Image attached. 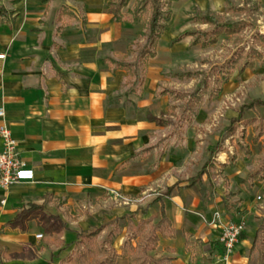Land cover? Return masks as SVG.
Returning a JSON list of instances; mask_svg holds the SVG:
<instances>
[{
	"label": "crops",
	"instance_id": "crops-1",
	"mask_svg": "<svg viewBox=\"0 0 264 264\" xmlns=\"http://www.w3.org/2000/svg\"><path fill=\"white\" fill-rule=\"evenodd\" d=\"M111 1L0 0V8L8 12L7 24L0 27V56H5L0 60V109L19 143L22 159L34 171L32 181L0 190V230L29 204L42 205L46 197L53 200L46 207L48 215L74 213V228L62 219L71 232H65L59 243H43L46 237L38 221L30 223L25 234L0 231V249L6 250L0 264H62L75 253L78 233L109 226L101 233L102 241L115 223L117 236L110 249L119 255L117 264H130L129 258L122 256V247L131 237L129 220L134 227L146 220L157 224L162 209L176 236L160 237L156 250L150 253L154 259L168 257L171 264H224L220 231L207 226L200 215L211 217L221 211L229 220L231 211L215 209L208 199L202 200L194 182L211 162L194 165L197 173L190 175V160L199 164L192 156L201 155L198 145L204 142L196 144L201 133L195 127L185 130L183 125L177 126L175 115L178 102L197 95L175 87L187 80L176 77L181 73L175 70V56L194 41L192 37L177 39L186 32L207 31L210 26L192 21L196 30L180 32L175 24L179 14L171 9L172 18L159 41L157 56L148 61L144 76L139 71V78L130 80L126 71L115 69L110 61L127 56L128 62L134 63L135 54L129 53V48L141 30L128 18L112 21ZM180 2L187 7L192 3L205 14L208 10L215 13L214 8L225 9L228 1L173 3ZM167 32L173 37L165 43ZM197 47L202 48H192ZM164 90L187 96L178 100L159 97ZM187 113H191L188 108L182 114L184 122ZM203 115L200 111L191 117L200 123ZM207 174L202 178L205 185ZM111 191L130 204L116 199ZM61 202L65 204L58 208ZM257 229L252 236L246 229L228 264L259 263L258 254L251 252ZM38 234L44 238L37 239ZM186 236L193 244L189 250ZM198 240L204 244L201 256L195 248ZM132 244L135 247L137 240ZM64 253L69 254L64 257ZM21 254L30 256L14 258Z\"/></svg>",
	"mask_w": 264,
	"mask_h": 264
},
{
	"label": "rangeland",
	"instance_id": "rangeland-1",
	"mask_svg": "<svg viewBox=\"0 0 264 264\" xmlns=\"http://www.w3.org/2000/svg\"><path fill=\"white\" fill-rule=\"evenodd\" d=\"M227 1H236L235 4L237 5L243 4L246 9L245 15H230L226 13V8L222 9V7L221 9H212L215 13L208 11L222 17L228 23L246 22L248 26L239 38L223 37L215 47L209 49L189 47L177 52L175 56L176 72L181 74L196 73L197 78L190 81L187 78L184 80L185 85H175V87L189 95L195 93L197 95L192 100L187 98L177 103L176 125H183L185 130L195 127L201 133L202 139H196V144L204 142L203 145H198L201 148L199 151L201 155L192 156L199 160V164L190 160L193 165L188 168L190 175L196 174L197 168L194 165L202 166L210 160L211 164L207 174L209 178L206 179V186L210 194L208 202L215 209L224 211V201L229 195H235L231 203L242 200L241 212L231 211L229 220H243L246 229L249 231H246V234L252 236L264 217V210L259 209L257 201L258 196L264 197V182L261 185L257 183L254 191L249 193L242 186L240 180L246 178L248 173L260 163L263 147L261 142L259 144L253 143L252 129L245 131L241 125L242 122L234 136H230L229 129L232 121L239 118L240 114L243 115V121L255 117L264 118V69L257 62L254 71L247 70L239 76L238 71L228 68V65L240 50L244 49L248 52L253 47L254 37L260 32H264V0ZM133 5L134 1L130 8H133ZM169 9H173L179 14L176 16L175 24L179 27L180 32L196 30L192 22V15L196 10L195 5L191 3L187 7L182 2L179 4L171 2ZM124 12L126 13L127 10ZM142 28L143 25H140L137 26L136 30H142ZM172 37L173 33L167 32L164 42L170 41ZM144 44L145 41L139 36L132 43V46L135 47L134 60H136V53ZM222 73H227L231 77L230 81L223 86L219 83ZM188 102L190 104H187ZM251 106L253 109H250ZM187 108L191 113L185 115L187 121L184 122L185 119L182 114ZM200 111L204 115L201 122L198 123L191 116ZM239 144L249 147L251 156L248 160H245L244 155L239 151ZM233 156L238 157L235 169L228 166L229 159ZM221 164H225L227 167ZM210 198L213 200L210 201ZM145 208L140 209L144 210ZM225 212L229 213L230 211L225 210ZM62 214L63 217L61 218L74 228V213L70 215L62 212ZM67 254L64 253L63 256L65 257Z\"/></svg>",
	"mask_w": 264,
	"mask_h": 264
},
{
	"label": "trees",
	"instance_id": "trees-1",
	"mask_svg": "<svg viewBox=\"0 0 264 264\" xmlns=\"http://www.w3.org/2000/svg\"><path fill=\"white\" fill-rule=\"evenodd\" d=\"M23 0H16V3H20ZM134 0H112L109 3L110 13L112 14V21L124 22L128 16L131 24L134 26L143 25L142 30L138 33L139 37L145 41V44L136 53V60L134 63L128 62L127 56H118V60H111V65L117 70H124L128 73L130 80L138 79L141 72L144 76L146 71V65L149 60L154 59L157 56V47L159 41L167 30V25L171 21L172 11L169 9L171 2L178 0H135L133 8H129L130 4ZM129 9L127 14H124V10ZM226 13L231 15L246 13L245 8H239L232 2L226 3ZM194 23L210 26L207 31H195L186 32L183 36H180L177 41H181L185 37H192V47L201 46L204 49L216 46L220 39L223 37L239 38L245 31L247 24L241 23H228L222 17H218L211 13L202 14L199 11H195L192 19ZM8 22V12L4 8H0V27L4 26ZM129 53L133 54L134 47L129 48ZM259 62L260 66L264 69V34H257L254 37L253 47L249 51L244 49L240 50L228 65V68L238 71L239 76L243 75L247 70L254 71L256 63ZM220 78V84L223 86L227 84L231 77L227 73H222ZM196 73L178 74L176 77L193 79L196 77ZM143 81L141 82V85ZM170 96L174 100L184 99L187 94L172 92L170 90H164L158 96ZM262 105V104H261ZM253 109V106L250 107ZM243 115L240 114L237 120L232 122V127L229 132L230 135H235L242 122L244 130L251 127L253 129L254 137L253 143L259 144L262 141L263 153L260 163L257 167L250 172L246 178L241 179L240 183L249 192L252 193L255 189L256 183L264 181V118H253L243 121ZM239 151L244 155V159L248 160L251 156L249 147L239 144ZM237 156H233L230 159V167L235 168L237 163ZM209 165L206 166L199 174L194 185H198L200 188V194L202 200H207L209 197L208 188L203 182L202 178L208 173ZM170 195V192H169ZM235 198V195H229L224 201V207L228 211L241 212L242 200L231 203ZM42 205L29 204L27 208L23 209L16 218L7 223L0 230H13L19 231L25 234L28 231V225L33 221H38L42 230L45 233V239L43 243L50 245L52 240L56 243L61 242V238L65 232H71L68 225L59 216L48 215L46 207L53 201L52 198H44ZM65 202L58 204V208L64 205ZM128 233L131 235L130 240L126 242L122 247V256L128 257L130 264H171L172 259L168 257H162L160 259H154L150 253L155 251L160 237L162 238H175L176 233L172 229L169 220L167 219L163 209L162 218L159 223L153 224L151 221L146 220L141 222L137 227H134L133 222H128ZM104 226L99 229H93L90 231L80 232L77 234V242L75 244V253L67 256L62 261V264H117V258L119 255L110 247L116 238L117 224H114V229L109 232L107 237L100 241V236ZM244 236H241V239ZM133 240H137V244L134 247ZM193 244L190 242V237L186 236V248L189 250ZM204 244L201 241L195 243L196 251L198 255H202V248ZM251 252L258 254L259 263L264 264V217L259 225ZM6 255L5 249H0V258ZM30 255H16L14 258H27ZM203 261L209 262L204 257ZM51 264V263H49Z\"/></svg>",
	"mask_w": 264,
	"mask_h": 264
},
{
	"label": "built area",
	"instance_id": "built-area-1",
	"mask_svg": "<svg viewBox=\"0 0 264 264\" xmlns=\"http://www.w3.org/2000/svg\"><path fill=\"white\" fill-rule=\"evenodd\" d=\"M4 57L1 55L0 60ZM4 119L5 112L0 109V141L2 143V150L0 151V190H8L15 185L34 179V171L29 169L27 163L22 159L19 143L13 137ZM111 193L116 199L123 200L124 204H130V201L120 193L116 191H111ZM257 201L259 209L264 210V197L258 196ZM200 217L207 226L220 231L218 242L223 252L222 261L224 264H228L240 242L241 236L246 231L245 222L243 220H228L221 211L213 212L211 217L205 215H200ZM43 238L42 234L37 235V239L42 240Z\"/></svg>",
	"mask_w": 264,
	"mask_h": 264
}]
</instances>
